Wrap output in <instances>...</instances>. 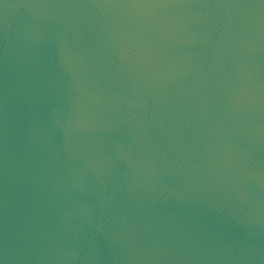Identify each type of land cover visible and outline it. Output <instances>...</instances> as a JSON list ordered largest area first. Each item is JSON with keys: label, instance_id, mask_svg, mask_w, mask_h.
<instances>
[{"label": "water", "instance_id": "water-1", "mask_svg": "<svg viewBox=\"0 0 264 264\" xmlns=\"http://www.w3.org/2000/svg\"><path fill=\"white\" fill-rule=\"evenodd\" d=\"M0 264H264V0H0Z\"/></svg>", "mask_w": 264, "mask_h": 264}]
</instances>
